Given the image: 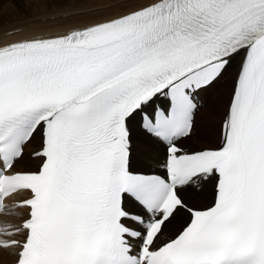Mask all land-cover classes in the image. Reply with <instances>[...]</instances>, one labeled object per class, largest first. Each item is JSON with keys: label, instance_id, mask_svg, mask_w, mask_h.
Here are the masks:
<instances>
[{"label": "snow or ice", "instance_id": "1", "mask_svg": "<svg viewBox=\"0 0 264 264\" xmlns=\"http://www.w3.org/2000/svg\"><path fill=\"white\" fill-rule=\"evenodd\" d=\"M0 42V249L14 264H264V0H34ZM24 29L4 33L11 37ZM231 74L215 138L196 98ZM162 100L163 103H158ZM163 173L132 167L136 136ZM35 169L18 171L25 147Z\"/></svg>", "mask_w": 264, "mask_h": 264}, {"label": "bare ground", "instance_id": "2", "mask_svg": "<svg viewBox=\"0 0 264 264\" xmlns=\"http://www.w3.org/2000/svg\"><path fill=\"white\" fill-rule=\"evenodd\" d=\"M26 3L27 5H24L25 8L23 7V4ZM31 1H26L24 2L23 0H0V5L3 8H8L11 10V13H8L7 20H10V23L5 24V22L0 25V42L6 39H16L22 36H27V35H33L35 34L34 32L30 31L29 29L32 27V22L37 20L39 17L44 15L45 9L44 7L41 9V14H37V12H32L30 11V7L33 5H30ZM21 6V7H20ZM52 7H59L62 8L63 10L70 11V12H81L85 11L86 9H89V5L84 4V3H76L74 0H67L65 4H60V5H51ZM29 12L33 14V16H30ZM37 14V15H36ZM86 15V14H85ZM99 13L92 12L91 15H86L87 17L79 16L76 18H68L67 20L59 21V24H65L66 27H61L60 30H64L65 28L68 27H78L82 26L85 23H89L97 18H100ZM76 16V15H75ZM28 21V24L27 22ZM1 24V23H0ZM5 24V25H4ZM13 28H22L24 29L22 32L19 34H14L11 37H7L4 35L5 32H7L10 29ZM222 79V78H221ZM231 78H229L230 81ZM220 80H218L214 85H212L210 88L207 90H204L199 93V97L203 100L204 102V107L199 110V112L196 115V126L193 128V133L198 130V128H202L204 132H210L216 130V127L220 121L218 115V111L222 113V109L218 111H213L210 110L212 106L217 103L216 101L220 99L221 96H223V92H217L215 90L217 83ZM226 85V84H225ZM227 100V98L225 99ZM216 108H220V105H215ZM203 112H208V116L210 117L209 119H205L206 121H211V125H206L198 121V115H201ZM213 115L215 117H213ZM38 147V141L34 140L32 144L27 146V150L25 152V158L24 161L21 162L22 166L24 168H31L35 164V161L32 160L29 156L28 153H30L33 149ZM135 149L141 150V153H134L132 154V159L136 160L137 162H133L132 164L134 165L135 163H139L140 166L142 167V160L145 161V165L148 166V168H152L155 164L160 163L161 158L164 155L163 149L161 148H152L149 147L145 142L144 138L141 136H136L133 140V146H132V153L136 152ZM146 152V153H145ZM163 153V154H162ZM132 161V160H131ZM25 163H28L29 165L25 167ZM20 168V167H17ZM23 210L20 209L19 212H22ZM17 218H11V220L14 222L16 221ZM7 258H13L10 253L4 251L3 249H0V260L7 259ZM4 262H10V261H4ZM0 262V263H4Z\"/></svg>", "mask_w": 264, "mask_h": 264}, {"label": "rangeland", "instance_id": "3", "mask_svg": "<svg viewBox=\"0 0 264 264\" xmlns=\"http://www.w3.org/2000/svg\"><path fill=\"white\" fill-rule=\"evenodd\" d=\"M24 2H26V1H28V0H23ZM29 1H31V4L30 5H33L32 7H30V11H32V12H37L38 11V13L37 14H41V9L44 7V5L43 4H41V3H36V2H34V0H29ZM24 5H27L26 3H24L23 4V7L25 8V6ZM21 7V6H20ZM12 11L11 10H9L8 8H3V7H1V5H0V25H2L4 22H5V24H7V23H10L11 21L10 20H7V17H8V13H11ZM72 13V15L69 17V18H76V17H79V16H84V17H87L86 15H91V11H89V10H85V11H81V12H76V13H74V12H71ZM29 14H30V16H33V14H31L30 12H29ZM36 14V15H37ZM86 14V15H85ZM76 15V16H75ZM7 22V23H6ZM27 22V24H28V21H26ZM4 24V25H5ZM30 25H32V24H30ZM60 25H62V27H66V25L65 24H60ZM233 68H235V65H233ZM224 77H226V81L224 82V84L222 85V87L217 91V92H223L222 94H223V96H221L220 97V99H218L216 102L217 103H215L213 106H212V108L210 109V110H213V111H218V110H220V109H222V105H223V103L226 101L225 99L228 97V95H229V92H230V87H231V85H230V81H229V78H231V76L230 75H228L227 73L225 74V76ZM221 80H223V77H222V79H220V81ZM220 81L217 83V88H219L220 87V85H218V84H220ZM226 84V85H225ZM215 105H220V108H216L215 107ZM218 115H220L221 116V112H219L218 111ZM220 116H219V119H220ZM213 117H215L214 115H213ZM210 117L208 116V112H203L201 115H198V121H199V124H200V122L201 123H203V124H206V125H211L212 123H211V121H206L205 119H209ZM218 125H219V123H218ZM218 125H217V127H216V130H217V128H218ZM216 130H215V132L214 131H210V132H204L203 130H202V128H198V130H196L193 134H192V137H191V139L188 141V143L189 142H195V144H197V142L198 141H210V140H213L214 138H215V133H216ZM135 151L136 152H133V155H134V157H135V154L134 153H141V150H139V149H135ZM146 153V152H145ZM163 154V153H162ZM136 159H138L137 157H135ZM139 160V159H138ZM133 162H137L136 160H133L132 159V163ZM145 161H143L142 160V166H146L145 164ZM35 165V164H34ZM147 168H148V166H146ZM148 169H150V168H148ZM14 259H12V258H7V259H3V260H0V262H4V261H13Z\"/></svg>", "mask_w": 264, "mask_h": 264}, {"label": "trees", "instance_id": "4", "mask_svg": "<svg viewBox=\"0 0 264 264\" xmlns=\"http://www.w3.org/2000/svg\"><path fill=\"white\" fill-rule=\"evenodd\" d=\"M136 164H139V163H135L134 165H136ZM139 166H140V164H139Z\"/></svg>", "mask_w": 264, "mask_h": 264}]
</instances>
